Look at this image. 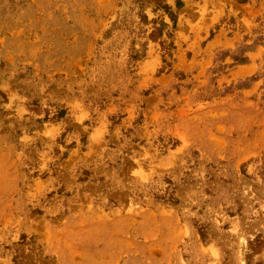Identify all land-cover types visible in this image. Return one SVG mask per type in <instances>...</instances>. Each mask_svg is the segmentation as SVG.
Masks as SVG:
<instances>
[{
    "label": "rangeland",
    "instance_id": "rangeland-1",
    "mask_svg": "<svg viewBox=\"0 0 264 264\" xmlns=\"http://www.w3.org/2000/svg\"><path fill=\"white\" fill-rule=\"evenodd\" d=\"M0 264H264V0H0Z\"/></svg>",
    "mask_w": 264,
    "mask_h": 264
}]
</instances>
